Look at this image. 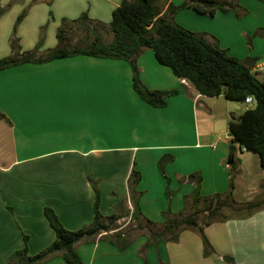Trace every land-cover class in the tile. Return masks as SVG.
<instances>
[{"label": "crops", "instance_id": "1", "mask_svg": "<svg viewBox=\"0 0 264 264\" xmlns=\"http://www.w3.org/2000/svg\"><path fill=\"white\" fill-rule=\"evenodd\" d=\"M153 1L163 14L169 3L183 0ZM120 2L0 0V59L12 54L11 38L21 51H33L41 39L35 57H42L57 45L62 18L86 13L94 24H107ZM239 4L245 14L217 11L210 16L186 7L173 21L248 60L259 78L264 68V1ZM136 66L147 89L177 91L165 98L164 106L154 107L138 96L126 59L75 54L0 70V112L5 116L0 118V264L23 247L24 235L30 255L54 240L43 215L46 206L66 229L90 224L92 182L99 189L100 213L124 214L132 209L127 178L137 170L141 212L155 222L163 220L161 212L168 204L164 175L175 191L169 201L173 213L182 210L184 196L194 188L193 183L180 184L181 175L200 172L201 195L228 189L232 101L199 94L186 79L158 63L149 48L138 54ZM164 155L172 160L164 164L163 175L158 160ZM235 155L233 197L239 203L257 201L264 192L258 155L239 148ZM204 234L214 249L208 256H203L199 235L187 229L177 242L150 244L145 262L159 264L160 258L164 264H264V204L245 218L205 226ZM145 241V236H138L123 250L103 240L80 242L75 248L83 264H144L139 248ZM44 264L67 263L56 256Z\"/></svg>", "mask_w": 264, "mask_h": 264}, {"label": "trees", "instance_id": "2", "mask_svg": "<svg viewBox=\"0 0 264 264\" xmlns=\"http://www.w3.org/2000/svg\"><path fill=\"white\" fill-rule=\"evenodd\" d=\"M264 1V0H263ZM186 7L198 13L214 15L217 11H234L245 14L239 0H183L180 4L169 3L166 11L160 14L153 0H121L111 12L107 24L112 34L110 41H105L96 31L93 20L86 13L76 19L62 18L56 37L58 43L42 57H35L41 39L33 51H21L16 39L11 38L12 54L0 59V70L24 62H43L54 58L75 54H87L98 57L126 59L132 70V88L138 96L154 107L165 105V98L175 94L176 90H149L141 82L136 66V57L145 48L153 51L158 63L167 66L178 78L186 79L195 90L204 96L223 95L227 100L244 101L252 97L254 105L247 107L241 114H232L228 120V134L231 143L226 158L229 166V183L225 192L208 195L200 194L202 176L200 172H191L178 177L179 183H193L192 191L184 196L182 210L173 213L169 201L175 191L169 189L170 179L164 175V164L172 156H162L158 168L166 178L165 194L167 207L161 212L163 220L155 222L146 218L139 206L140 192L136 190L140 173L132 169L127 178L132 209L124 214L112 213L103 216L99 211V189L94 182L95 197L93 218L90 224L80 228L66 229L59 221L55 211L50 207L43 208V215L54 232V240L49 246L36 254L30 255L27 250V236H23V247L13 251L6 264H44L59 256L67 264H83L75 245L80 242L107 241L119 250L127 248L136 237L145 236V243L139 248L145 262V251L150 244L158 242H177L183 230L195 231L202 243L203 256L214 252L212 245L204 234V227L214 222L229 218H245L264 204V198L254 202H237L233 197L234 176L236 174V149L239 148L258 155L260 167L264 170V78L259 79L258 71L248 60H240L220 48L217 42H209L202 33L189 30L173 21L174 14ZM2 12V9H0ZM24 13H20L13 26ZM79 23L84 30V44L68 46L66 33L71 24ZM264 76V68L262 70ZM0 118L5 116L0 112ZM238 147H237V146ZM224 209H229L228 216ZM123 216H129V222L122 226L118 223ZM225 260L228 257L223 256ZM159 264H164L158 258Z\"/></svg>", "mask_w": 264, "mask_h": 264}, {"label": "rangeland", "instance_id": "3", "mask_svg": "<svg viewBox=\"0 0 264 264\" xmlns=\"http://www.w3.org/2000/svg\"><path fill=\"white\" fill-rule=\"evenodd\" d=\"M185 20H191L192 19L188 16L184 17ZM196 23H201V21H198L196 20L195 21ZM178 24V23H177ZM96 27V31L99 33V35L101 36V38L105 41H109L111 39V31L109 30L108 27L106 26H102L101 24H94ZM180 25V24H179ZM182 26V25H181ZM184 27V26H183ZM186 28V27H185ZM68 29V32L66 33V44L68 46H74V45H82L84 44V37H85V33H84V30L81 29V25L79 23H73L70 25ZM189 29V28H187ZM191 30V29H189ZM264 76L261 72V75L259 76V79H263ZM231 105L233 106V111L234 113L237 115V114H241L247 107H252L254 105V102H251V103H246L244 101H232L231 102ZM260 194V193H259ZM264 196V192L263 194L261 195V197L258 198V200H260L261 198H263ZM241 198V197H240ZM225 210V213L226 215H230L231 211L229 209H224ZM129 222V218H121L119 219V222L120 224H122V226L126 225L127 223Z\"/></svg>", "mask_w": 264, "mask_h": 264}, {"label": "built area", "instance_id": "4", "mask_svg": "<svg viewBox=\"0 0 264 264\" xmlns=\"http://www.w3.org/2000/svg\"><path fill=\"white\" fill-rule=\"evenodd\" d=\"M244 102H246V103H251V102H253V99H252V97L247 96V97L245 98ZM242 149H243V148H242Z\"/></svg>", "mask_w": 264, "mask_h": 264}]
</instances>
